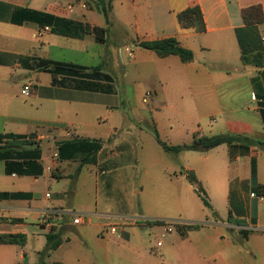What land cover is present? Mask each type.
I'll list each match as a JSON object with an SVG mask.
<instances>
[{
	"label": "crops",
	"instance_id": "0c3cea01",
	"mask_svg": "<svg viewBox=\"0 0 264 264\" xmlns=\"http://www.w3.org/2000/svg\"><path fill=\"white\" fill-rule=\"evenodd\" d=\"M194 6L201 12L204 32L183 28L177 20L178 13ZM251 6L261 8L263 21L248 26L242 10ZM40 13L105 28L96 0H0V234L25 237L22 245L0 244V264H264V195L255 192L256 186H264V65L241 60L257 53L264 60V0H113L103 43L93 34L81 39L58 35ZM171 37L193 52L191 62L183 63L175 55L159 58L138 45ZM108 53L132 66L131 79L123 67L124 82L142 76L153 79L161 88L160 101L167 98L168 86L177 95H186L194 114L189 116L191 122L174 132L169 144L161 139L160 132L165 133L161 117L152 116L156 105L149 111L150 121L139 110L114 100V78L102 62ZM17 56L84 68L102 64L103 72L113 79L112 91L53 84L49 73L23 68ZM136 56L140 61L132 65ZM25 85L31 87L29 96L21 94ZM148 93L142 106L148 105L152 96ZM157 97L154 90L150 101ZM132 122L156 131L171 146L189 144L195 135H240L260 144H222L205 152L175 155L159 146L182 169L181 173L179 167L158 160L174 180L167 183L186 185L195 193L183 172L193 173L218 211L212 219L207 215L199 219L188 211L191 199L184 197L182 188L172 198L156 199L158 206L171 207L175 215L151 217L140 206L134 213L113 215L124 221L106 222L110 214L96 209L82 212L89 214L82 224H70L66 213L74 211L63 207L59 195L42 191L40 180L44 176L49 181L69 180L68 195L73 196L83 168L95 166L105 175L125 163L127 152L134 149L129 137ZM72 139L101 143L94 164L80 165V154L60 158L57 143ZM214 200H219L218 208ZM45 211H59L62 216L43 226L37 219ZM155 221L203 226L185 236L174 227L171 232L163 225V230L144 228L148 222L156 225ZM111 225L115 233L108 231ZM47 234L61 240L53 250L46 251Z\"/></svg>",
	"mask_w": 264,
	"mask_h": 264
},
{
	"label": "rangeland",
	"instance_id": "374dc122",
	"mask_svg": "<svg viewBox=\"0 0 264 264\" xmlns=\"http://www.w3.org/2000/svg\"><path fill=\"white\" fill-rule=\"evenodd\" d=\"M98 18L102 21V16ZM104 50V49H103ZM148 52V51H146ZM149 54V53H148ZM151 54V53H150ZM123 60L125 58L124 54ZM108 56V57H107ZM105 61H102L105 65L106 71L114 78V87L116 89V97L114 100L117 102H123L124 108L129 107L131 109H137L148 120L152 121L149 111L151 106L158 107V110L152 112V116L160 118L164 122L165 133L160 132L161 139L169 144V141H173L174 132L180 130L184 123L191 122L189 116L194 114L192 107L189 108L186 104V95L179 96L172 90L171 86L166 87L167 98L160 101L159 93L161 88L157 87L154 80L142 76L131 80L130 83L124 82L123 67L128 70L129 78L133 76V70L130 66L123 65L120 58H117L114 53H108ZM153 56V55H152ZM136 60L131 62L132 65H136L140 59L136 56ZM104 60V58H101ZM123 65V66H122ZM154 90L158 94V97L154 99V102L150 101L154 96ZM151 92L152 96L148 99V105H141L142 98L146 97V93ZM129 101V103H127ZM164 106V107H162ZM134 126V127H132ZM138 130H141L139 135ZM131 135V136H130ZM132 147L131 154L127 152V159L125 163L117 166L116 168H110L106 171L105 175H100V170L95 166H88L82 169L77 180L76 188L73 196L68 195L69 180L60 179L49 181L47 176H44L40 180V188L42 191H47L52 195H59L62 198V205L64 208H69L76 213L82 215H88L99 209L104 211L107 216L106 222H120L124 220H118L113 215L116 214H131L140 210V206H144L148 215L151 217H159L160 215H175V211L171 207L158 206L156 199L159 197L172 198L178 191L184 188L183 195L190 204L187 206L188 211L193 212L194 217L204 219V215H207L209 219L213 218V214H216L217 209L213 208L210 204L209 198L205 191V196L208 200L210 208H206L196 190L195 193L188 191L187 186H181L176 183L174 187L170 186L169 180L170 174H165L162 170L166 167L162 162L157 163L158 160H166L169 166H177L176 162H173L167 154H165L159 145L157 144L153 130L145 125H139L131 123L130 129ZM167 135L168 138H165ZM136 160L140 163H129L131 160ZM144 160V166L142 161ZM128 162L129 164H127ZM149 169L148 172H144L143 169ZM179 167V165L177 166ZM180 170V167H179ZM152 171L156 174H150ZM182 173V169L180 170ZM174 181V180H173ZM134 185V186H133ZM138 192V194H136ZM180 193V192H179ZM215 208H218L219 200L212 201ZM207 209V211L205 209ZM132 221V218L130 220ZM142 221H137L138 225ZM166 227V225H163ZM146 230L151 231L150 228L163 230L160 225H153L147 223ZM160 234V233H159ZM177 234L176 231L171 233ZM156 234L152 233L151 238L155 241Z\"/></svg>",
	"mask_w": 264,
	"mask_h": 264
},
{
	"label": "trees",
	"instance_id": "16d2710c",
	"mask_svg": "<svg viewBox=\"0 0 264 264\" xmlns=\"http://www.w3.org/2000/svg\"><path fill=\"white\" fill-rule=\"evenodd\" d=\"M100 7V12L105 20V28L92 27L88 24L73 22L68 19L55 18L48 14L40 13L43 22L53 26V32L69 38L81 39L84 35L93 34L95 40L99 43L105 42L104 37L108 34L110 26V11L113 0H96ZM177 20L183 28H194L197 32H204L205 26L201 12L197 6L187 8L177 14ZM242 20L245 25H255L263 21V14L259 6H251L242 10ZM138 45L147 51L157 55L159 58H165L170 55L178 56L181 62L188 63L194 58L193 52L182 47L179 42L171 37L160 40L139 42ZM17 61L27 70H37L47 72L52 77V83L65 87H72L77 90L89 92L110 93L112 91V77L104 73V66L99 64L95 67L84 68L71 63L53 62L42 60L36 57L17 56ZM241 60L245 64H251L257 67L264 65L262 55L257 53L252 56H242ZM154 138L157 144L165 153L178 154L184 151L205 152L219 145H259L260 143L250 138L240 135H215L194 136L189 144L167 145L160 140L157 132H154ZM101 148V143L96 140L72 139L57 143L58 154L61 159H74L76 154H80V165L94 164L96 162L97 152ZM187 181L195 187V190L206 208H210L205 193L199 187L196 177L191 172H183ZM255 192L264 195V186L258 185ZM4 196V195H3ZM230 221V214L228 217ZM156 225H164L163 221L153 222ZM175 230L185 236L188 232L197 230L201 224H179L173 223ZM245 236L246 232H242ZM244 238V237H243ZM25 242V237L20 234H0V244H19ZM61 240L56 234L46 235V251L55 249Z\"/></svg>",
	"mask_w": 264,
	"mask_h": 264
},
{
	"label": "built area",
	"instance_id": "2783aa9c",
	"mask_svg": "<svg viewBox=\"0 0 264 264\" xmlns=\"http://www.w3.org/2000/svg\"><path fill=\"white\" fill-rule=\"evenodd\" d=\"M30 91H31V87L28 86V85H25L21 91V94L23 96H29L30 94ZM150 94L147 93L146 96H149ZM145 99V98H144ZM145 101V100H144ZM264 103V101H263ZM47 198L49 197V194H46L45 195ZM254 195L251 194L250 197H253ZM66 215L68 216L69 218V222L70 224L72 225H80L84 222V220H88L89 219V216L88 215H82V214H79V213H76V212H67ZM58 216H62V213L59 212V211H45V212H41L38 216V223L43 225V226H48L51 221L54 219V218H57ZM166 227V231L167 232H171L174 225H173V222H165ZM108 231L110 233H115L116 232V227L114 225H111L109 228H108ZM160 243L158 242L157 243V246H159Z\"/></svg>",
	"mask_w": 264,
	"mask_h": 264
}]
</instances>
